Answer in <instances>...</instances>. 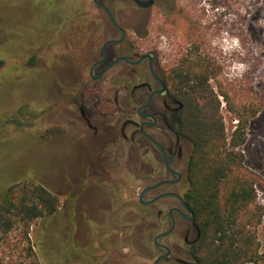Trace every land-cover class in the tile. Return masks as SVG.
<instances>
[{
  "label": "flooded vegetation",
  "instance_id": "1",
  "mask_svg": "<svg viewBox=\"0 0 264 264\" xmlns=\"http://www.w3.org/2000/svg\"><path fill=\"white\" fill-rule=\"evenodd\" d=\"M76 1L59 4L65 12L72 9L70 18L58 20L59 29L46 25L40 31L36 18L34 38L23 32L30 42L21 52L10 51L29 73L53 70L60 76L49 90L46 115L37 114L43 101L34 91L30 100L41 105L24 111L20 104L14 125L30 128L43 117L48 124L42 134L72 135L96 146V264H208L198 254L202 224L185 196L190 144L182 127L187 107L199 103L195 94L185 93L196 83V73L213 90L211 41L202 48L197 20L184 32L178 29L182 9L176 0ZM226 4L211 0V14ZM155 14L160 16L156 39L150 37ZM217 18L209 19V27ZM168 29L180 34L176 43L171 44ZM46 37L48 45L39 46ZM63 216L66 229H75L74 213Z\"/></svg>",
  "mask_w": 264,
  "mask_h": 264
},
{
  "label": "rangeland",
  "instance_id": "2",
  "mask_svg": "<svg viewBox=\"0 0 264 264\" xmlns=\"http://www.w3.org/2000/svg\"><path fill=\"white\" fill-rule=\"evenodd\" d=\"M210 1L176 0L182 9V19L175 17L172 22L174 25L178 20V29L184 32L190 20H197L196 36L202 48L206 41H211L215 73L211 76V87L219 101L226 143L229 146L238 122L246 120L245 142L235 150L244 157L245 173L256 181L255 202L264 213V0H227L213 15ZM76 2L73 0L71 4ZM45 4L46 0H0V197L12 184H40L58 197L62 219L65 212L74 213L71 220L75 229L71 227L72 234L62 221V227L56 229L58 235L48 232L44 236L38 234V221L34 222L28 230L29 245L24 236L26 229L14 225L10 232L0 235V264H96V146L72 135L42 134L39 130L48 124L43 117L30 128L18 129L14 125L20 104L24 103V111L41 105L30 100L34 91L43 101L37 114L46 115L52 100L53 79L60 78L59 72L53 70L29 73L20 64L22 58L10 53L15 49L21 52L25 42L34 38L36 28L31 23L39 17L38 10ZM210 18L215 23L212 27H209ZM159 21L160 16L155 14L150 25L151 38L159 37ZM25 31L30 32L27 40L23 39ZM168 34L171 44L180 36L171 29ZM46 38L37 44L45 47L49 42ZM56 46L60 48V40ZM70 132L74 131L70 129ZM247 228L255 234L258 264H262L264 214L256 228L251 224ZM70 233L72 244L67 247L66 236ZM36 236L45 242V257L37 252ZM126 252L124 249L123 253Z\"/></svg>",
  "mask_w": 264,
  "mask_h": 264
},
{
  "label": "trees",
  "instance_id": "3",
  "mask_svg": "<svg viewBox=\"0 0 264 264\" xmlns=\"http://www.w3.org/2000/svg\"><path fill=\"white\" fill-rule=\"evenodd\" d=\"M61 2L70 5L73 0H46L49 6L39 11L40 31L46 29V25H52V31L53 26L57 30L60 28L58 20L70 18L72 9L65 12L59 6ZM38 59L44 61V56L38 55ZM191 69L188 63L189 79ZM212 74L215 75L213 69ZM195 76L196 83L185 93L195 94L199 103L194 108L187 107L182 131L190 144L189 187L185 196L202 224L198 254L208 264H258L255 234L247 227L251 224L256 228L260 224L263 208L255 202L256 181L245 173L244 157L235 150L245 142L246 120L238 122L227 146L217 96L206 86L205 78L200 80L198 73ZM58 207V197L42 185L12 184L0 197V235L10 232L14 225H21L26 229L24 236L30 245L28 230L37 221L38 234L58 235L62 221L65 223ZM35 246L45 257L44 240H37L36 236Z\"/></svg>",
  "mask_w": 264,
  "mask_h": 264
},
{
  "label": "water",
  "instance_id": "4",
  "mask_svg": "<svg viewBox=\"0 0 264 264\" xmlns=\"http://www.w3.org/2000/svg\"><path fill=\"white\" fill-rule=\"evenodd\" d=\"M107 11V10H106ZM107 13H108V11H107ZM110 16V15H109ZM111 17V16H110ZM174 196H176V195H174ZM178 197V196H177ZM183 203V205H184V207L188 210V208H187V206L185 205V203L184 202H182ZM172 228H173V223L171 224V226H170V228L166 231V232H164L163 234H161V236H163V235H165V234H168L171 230H172ZM157 240V239H156ZM155 243H156V245L159 247V248H161V249H164V250H166L167 251V249L164 247V246H162V245H159L158 243H157V241H155Z\"/></svg>",
  "mask_w": 264,
  "mask_h": 264
}]
</instances>
